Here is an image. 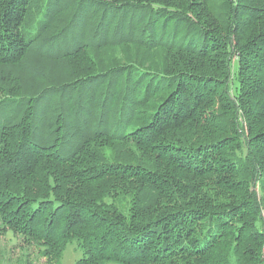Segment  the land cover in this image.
<instances>
[{
	"label": "trees",
	"instance_id": "obj_1",
	"mask_svg": "<svg viewBox=\"0 0 264 264\" xmlns=\"http://www.w3.org/2000/svg\"><path fill=\"white\" fill-rule=\"evenodd\" d=\"M8 233L0 264H264V0H0Z\"/></svg>",
	"mask_w": 264,
	"mask_h": 264
},
{
	"label": "rangeland",
	"instance_id": "obj_2",
	"mask_svg": "<svg viewBox=\"0 0 264 264\" xmlns=\"http://www.w3.org/2000/svg\"><path fill=\"white\" fill-rule=\"evenodd\" d=\"M19 243H21L20 238L14 236L12 233H8L1 241L0 246L6 251H8V255L12 259H16V257L23 253V249H20L19 246H17ZM81 251L77 248L76 244H70L64 254V257L62 259L63 264H76V261L78 257L80 256ZM34 256V255H33ZM36 260H39L41 262L44 261V258L37 257L35 255Z\"/></svg>",
	"mask_w": 264,
	"mask_h": 264
}]
</instances>
